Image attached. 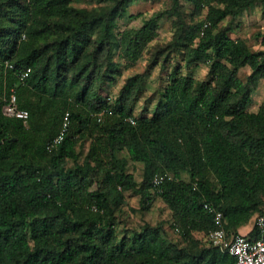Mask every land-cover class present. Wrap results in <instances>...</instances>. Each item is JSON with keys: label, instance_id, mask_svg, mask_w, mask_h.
<instances>
[{"label": "trees", "instance_id": "16d2710c", "mask_svg": "<svg viewBox=\"0 0 264 264\" xmlns=\"http://www.w3.org/2000/svg\"><path fill=\"white\" fill-rule=\"evenodd\" d=\"M98 1L105 5L90 9L73 0H0V264H233L235 256L209 240L216 223L205 203L223 211L228 234L264 214V101L257 111L249 107L264 79V50L233 38L223 21L264 0H189L184 13L176 2L123 31L118 19L130 0ZM174 15L173 39L155 46L152 64L180 50L187 66L208 64L210 78L197 80L177 63L152 114L132 123L145 78L130 75L116 99L102 97L100 87L121 74L112 52L134 65ZM245 66L251 72L243 77ZM12 88L27 123L2 110ZM105 106L99 121L95 113ZM66 111L70 130L49 151ZM130 160L143 163L141 180ZM158 173L172 175L160 190L152 182ZM129 191L143 210L160 197L181 240L162 223L120 232Z\"/></svg>", "mask_w": 264, "mask_h": 264}, {"label": "rangeland", "instance_id": "374dc122", "mask_svg": "<svg viewBox=\"0 0 264 264\" xmlns=\"http://www.w3.org/2000/svg\"><path fill=\"white\" fill-rule=\"evenodd\" d=\"M176 2L179 3L180 8L184 11H191L193 5L189 0H130L126 14L118 19V31H123L126 27H139L142 22L152 16L154 13L175 7ZM73 3L78 7L97 8L102 7L104 2L98 0H73ZM216 5L224 6V4L215 1ZM207 13L206 7L200 11L197 16L199 19H205ZM186 18V16H185ZM174 16L166 17L161 21L159 28V36L156 41L150 44L148 50L145 51L143 57L134 65L128 66L120 59L118 50H113V58L118 60L120 75H116L115 79L108 81L100 87L99 92L102 97L111 95L114 99L119 96L120 89L125 83V80L130 75L141 73L144 75V95H142L134 106V117L141 114L151 115L156 107L161 92L164 91L168 85L170 73L173 71L174 66L178 63L183 66V73H191L197 80H207L210 78V67L206 63H195L187 66L185 61L182 60V53L180 50H174L169 56V60L163 63L165 53L161 54L159 65H153L152 59L154 58L155 46L164 45L174 36L173 20ZM187 21L190 22V18ZM223 25H228L231 29V35L236 38L245 39L248 44L256 50H264V3L254 2L247 7H243L237 17L229 15L223 21ZM157 43V44H155ZM247 70L243 69L240 72L241 76H246ZM264 91V82L254 90V99L250 103L251 108L264 100L260 98ZM90 140L87 139L82 142L79 150L81 152L80 161L84 159L85 153L89 148ZM121 156L126 155V151H120ZM68 164H73V159H68ZM129 169L135 173L138 180L142 179L143 163L130 160L128 163ZM171 174V173H170ZM140 196L135 192H128L126 199L119 209L117 225L118 230L121 232L123 229H140L145 223L163 224L164 231L172 240L180 241L181 234L172 226L173 215L167 204L157 197L150 209H140ZM264 209V206H263ZM205 238V237H204Z\"/></svg>", "mask_w": 264, "mask_h": 264}, {"label": "built area", "instance_id": "2783aa9c", "mask_svg": "<svg viewBox=\"0 0 264 264\" xmlns=\"http://www.w3.org/2000/svg\"><path fill=\"white\" fill-rule=\"evenodd\" d=\"M210 22H206L204 28L207 27ZM203 28V29H204ZM7 67L10 69L15 68V64L11 61L6 62ZM31 73V67H27L19 71L18 76L20 81H25ZM112 96H108L107 100H112ZM5 104L2 110L9 116H15L28 122L29 111L25 108H20L17 101V94L15 89H11L9 97L5 98ZM109 112V107L105 106L100 111L95 113L98 120H102L103 117ZM129 120L132 123L136 122L134 116H130ZM72 124L71 112L66 111L63 115L62 123L58 133L47 141L46 148L49 151L56 149L65 139ZM171 174H155L153 177V186L156 190H160L161 185L167 178H171ZM205 208L214 214V220L216 223L215 228L209 232V238L214 245L219 246L224 251L229 252L235 256L233 264H264V214L260 213L255 216V225L258 229L256 237H249L241 232L228 234L224 226V213L217 209L210 202L205 203ZM178 231V227H176ZM222 264V263H213Z\"/></svg>", "mask_w": 264, "mask_h": 264}, {"label": "crops", "instance_id": "0c3cea01", "mask_svg": "<svg viewBox=\"0 0 264 264\" xmlns=\"http://www.w3.org/2000/svg\"><path fill=\"white\" fill-rule=\"evenodd\" d=\"M233 37V36H232ZM233 38H236V37H233ZM243 69H246L247 70V74H249L250 72H251V68H250V66H245ZM242 69V70H243ZM241 70V71H242ZM240 71V72H241ZM246 74V75H247ZM264 82V79H261L259 82H258V85H257V87L260 85V82ZM256 87V88H257ZM255 88V89H256ZM254 89V90H255ZM254 92V91H253ZM254 94V93H253ZM253 94H252V98L254 99V96H253ZM260 98H264V91H263V94H262V96L260 97ZM252 99V100H253ZM264 100H262L258 105H257V107H255V108H251V106L252 105H250L249 107H250V109L251 110H253V111H257L258 110V108H259V106H260V104L263 102ZM257 214H255L254 216H253V218L249 221V223L248 224H246V225H244V226H241V227H239V232H241V233H243V234H246L247 236H249V237H256L257 236V234H258V229H257V227H256V225H255V216H256ZM200 238L201 237H205L204 238V240L206 241L207 239H208V237H206V234L204 235V234H200L199 233V235H198ZM209 236V235H208ZM209 240H210V238H209ZM211 241V240H210ZM217 246V245H216ZM219 247V246H218ZM220 248V247H219ZM221 249V248H220ZM221 250H223V249H221ZM224 251V250H223Z\"/></svg>", "mask_w": 264, "mask_h": 264}]
</instances>
